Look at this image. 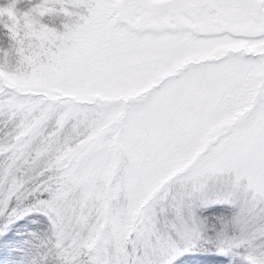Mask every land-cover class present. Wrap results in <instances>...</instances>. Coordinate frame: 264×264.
<instances>
[{"label":"snow or ice","instance_id":"snow-or-ice-1","mask_svg":"<svg viewBox=\"0 0 264 264\" xmlns=\"http://www.w3.org/2000/svg\"><path fill=\"white\" fill-rule=\"evenodd\" d=\"M25 217L10 264H264V0L0 3V237Z\"/></svg>","mask_w":264,"mask_h":264},{"label":"rangeland","instance_id":"rangeland-1","mask_svg":"<svg viewBox=\"0 0 264 264\" xmlns=\"http://www.w3.org/2000/svg\"><path fill=\"white\" fill-rule=\"evenodd\" d=\"M4 0H0L3 3ZM218 205L201 210L202 215H211ZM33 217L19 219L7 233V239L0 237V264H10L8 257L11 255V245L20 240L28 229L36 228L37 225L30 223ZM174 264H228V258L217 255L214 251L199 250L180 255Z\"/></svg>","mask_w":264,"mask_h":264}]
</instances>
